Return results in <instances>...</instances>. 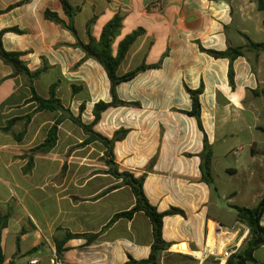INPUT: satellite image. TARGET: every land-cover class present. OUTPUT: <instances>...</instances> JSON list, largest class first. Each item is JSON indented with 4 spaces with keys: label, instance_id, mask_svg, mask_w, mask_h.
I'll return each mask as SVG.
<instances>
[{
    "label": "crops",
    "instance_id": "crops-1",
    "mask_svg": "<svg viewBox=\"0 0 264 264\" xmlns=\"http://www.w3.org/2000/svg\"><path fill=\"white\" fill-rule=\"evenodd\" d=\"M67 1L81 8L73 25L83 44L88 42L86 23L92 18L90 35L95 39L114 16L122 18L113 55L126 35L143 31L119 65V75L140 64H159L116 86L117 99L131 105L107 109L94 131L111 138L116 131L127 130L113 149L118 170L146 175L142 189L158 212L175 208L184 213L163 218L162 238L171 243L163 255L185 252L178 247L181 244L202 252L200 261L210 258L211 252L218 255L226 250L224 238H218L216 249L207 247L217 227L231 236L234 251L244 244L248 229L237 219L228 228L209 215L214 196L201 180L200 165L205 134L212 152L210 173L218 144L223 172L242 179L227 186L221 199L233 208H254L264 197V51L248 47L249 42L264 43V13L256 1ZM46 11L68 23L60 0H0V31H22L4 33L2 46L20 53L30 72L46 65L48 71L33 83L38 96L47 99L50 86L57 82L56 95L64 107L77 117L84 104L81 121L90 124L94 105L112 100L110 82L96 61L84 59L67 29L44 17ZM202 50L240 55L230 61ZM72 86L80 88L73 95ZM200 87L203 132L193 117L184 114L192 109L188 90ZM30 98L26 79L0 60V214L8 217L1 233L3 264L33 260L51 264L53 251L63 264L146 259L152 229L143 213L108 226L115 214L130 210L135 199L129 197L125 210L115 207L124 202V191L131 190L108 173L99 142L85 143L88 136L65 118L58 125L56 145L29 157L63 116L36 112ZM260 224L264 226V214ZM254 257L256 264H264V244Z\"/></svg>",
    "mask_w": 264,
    "mask_h": 264
},
{
    "label": "trees",
    "instance_id": "trees-1",
    "mask_svg": "<svg viewBox=\"0 0 264 264\" xmlns=\"http://www.w3.org/2000/svg\"><path fill=\"white\" fill-rule=\"evenodd\" d=\"M259 11L264 13V0H255ZM63 10L68 18V23L66 24L62 21L57 14L50 11L44 13V17L56 24H60L62 27L67 29L76 39L75 46L80 48L84 53V59H92L96 61L105 71L107 78L110 82V95L111 102L104 103L98 102L94 105L92 110L93 121L90 124H84L81 121V113L84 111L85 105L81 104L79 107V115L77 117L72 116L70 111L64 107L60 99L57 98L56 90L58 83H53L49 88V97L43 99L36 93L33 83L35 80L39 79L48 71V67L43 65L40 69L34 72H30L25 63L21 60V54L15 52H7L2 46V36L6 32L13 33H22V31L17 28H11L7 30L0 31V60L13 69L14 75H22L26 79L27 86L31 92V98L29 102L36 104V112L39 111H49V112H60L63 114L62 117L58 118L54 125H52L47 133V136L44 142L31 149L29 152V157L32 158L39 151H50L57 141V131L58 125L65 119L68 118L73 124L78 126L84 134L88 137L84 141L85 143H90L93 141L99 142L105 149L103 162L108 167V173L112 175L115 179L121 180V186H127L135 199V205L128 211L120 212L114 215V217L108 223V226H111L119 219L131 220L136 213H143L149 220L152 229V244L150 247V253L146 259L143 260H133L129 259L125 264H160L161 256L166 253L171 247V243L166 242L162 238V223L163 218L170 215H182L184 213L175 208H171L165 212H158L157 209L152 206L143 192V184L146 179V175L143 174L139 177H136L130 172L119 171L118 167L114 162V145L116 142L123 140L128 134L127 130L120 129L114 133L111 138L102 136L101 134L94 131V126L99 122L102 113H104L109 108L119 107V106H128L130 103L122 102L117 99L116 96V86L122 82H127L136 77L140 72L148 69L158 67L159 64L153 66H146L140 64L133 70L123 74H118V67L124 60L126 53L134 43V41L139 37L143 31L137 29L130 34L126 35L118 44L116 54H112V44L116 37L119 35L122 18L120 16H114L108 23L103 27L101 34L98 39L93 38L90 35V26L94 22V18L89 20L86 23V35L88 42L83 44L78 39L76 31L74 29L73 20L74 17L80 12L81 8L79 6H71L67 0H60ZM18 5V4H17ZM264 25V18H263ZM248 47L256 52L264 51V43H248ZM209 55L215 58H229L230 61L234 59L235 56L240 55L239 51L234 53H218L214 51L202 50ZM230 82L232 80L231 70L229 71ZM78 87L72 86L71 94H75ZM202 93V88L200 87L197 90H188L192 102V109L184 114L193 117L198 125L200 131L203 132V127L201 123V112H200V102L199 97ZM264 95V91L261 92ZM135 105V104H132ZM29 117L27 118V120ZM212 152L210 146L207 143L206 136L204 134L203 138V153H202V162L200 165L201 171V180L208 186L212 184V176L210 173V164H211ZM236 210V219L238 222L246 226L248 229V235L244 244L240 247L239 250L234 252L226 261L225 264H256L257 261L254 257L255 250L264 244V226L260 224V219L264 214V197L259 201L257 206L254 208H245V207H234ZM8 221L7 216L0 214V264L4 263V256L1 247V233L2 230L6 227ZM181 256L180 254H176ZM59 256V255H58Z\"/></svg>",
    "mask_w": 264,
    "mask_h": 264
},
{
    "label": "rangeland",
    "instance_id": "rangeland-1",
    "mask_svg": "<svg viewBox=\"0 0 264 264\" xmlns=\"http://www.w3.org/2000/svg\"><path fill=\"white\" fill-rule=\"evenodd\" d=\"M221 149L222 148H220L218 146V144H215V146H214V150H215L214 160H215V162L213 165V170L211 172L212 184L209 186L212 190L214 199H213L212 204H211V210L209 211V215L211 217H214L222 225H226V227L230 228L231 226L235 225L236 210L233 208V206H232L233 204L227 203L225 200L221 199V193H223L226 190L227 186L233 185L234 183L239 184L242 179H239L237 181V179H232L223 172V170H222L223 166H222L221 159L218 158L219 153H220L219 151ZM248 190L250 191L251 189L250 188L244 189L245 192H247ZM123 194L125 197L124 202H121L120 204L115 203V207L117 206L121 210H123V209L125 210L128 207V205H129L128 199L130 196L132 197V194L130 193V191L128 189H126ZM244 198H246V196H244ZM224 233H226L223 237L225 239V241H224V245L226 246L225 249L230 250L233 253L236 252L237 250H239L243 243H240V245H238V247H235V249L233 251L231 248H232V245L235 243H230L231 236L228 235L227 232H224ZM243 241L245 242V239ZM178 247H181V248L184 247L186 249V251L181 252L178 250V248H176V250H178L177 253H174L172 255L161 256L160 264H225V261H226V260L220 261V260L214 259V257L220 259L219 254H220L221 250L218 252V255H215L213 257L214 254L211 252L210 254L212 256L210 255L209 256L210 258L205 259V261H200L203 258V256L200 255L202 253L201 252L202 250L199 251L201 253H195L194 252L195 250L193 249L191 244H188V245L187 244H181ZM176 254H180L181 256H178Z\"/></svg>",
    "mask_w": 264,
    "mask_h": 264
},
{
    "label": "built area",
    "instance_id": "built-area-1",
    "mask_svg": "<svg viewBox=\"0 0 264 264\" xmlns=\"http://www.w3.org/2000/svg\"><path fill=\"white\" fill-rule=\"evenodd\" d=\"M232 254H233L232 251H230V250H224L223 252H221V253L219 254L220 261H222V260H227ZM201 255H202V254H201ZM203 255H204V258H206L207 255H208V251L205 250V251L203 252ZM202 259H203V258H202ZM202 259H201V260H202ZM50 262H51V264H63L62 261H61V259H60V257L58 256V254H57L55 251H53V256H52ZM36 263H37L36 260H33V261H30V262H29V264H36Z\"/></svg>",
    "mask_w": 264,
    "mask_h": 264
},
{
    "label": "bare ground",
    "instance_id": "bare-ground-1",
    "mask_svg": "<svg viewBox=\"0 0 264 264\" xmlns=\"http://www.w3.org/2000/svg\"><path fill=\"white\" fill-rule=\"evenodd\" d=\"M220 237H224V235L223 234H221L220 232H219V230H218V227L216 228V231L214 232V234L212 235V237L210 238V240H209V243H208V245H207V247L209 248H212V249H215L216 248V243H217V241H218V238H220ZM227 242V241H226Z\"/></svg>",
    "mask_w": 264,
    "mask_h": 264
}]
</instances>
